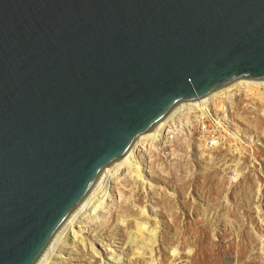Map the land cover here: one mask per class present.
<instances>
[{"label": "water", "instance_id": "1", "mask_svg": "<svg viewBox=\"0 0 264 264\" xmlns=\"http://www.w3.org/2000/svg\"><path fill=\"white\" fill-rule=\"evenodd\" d=\"M264 78V0H0V264H39L179 102Z\"/></svg>", "mask_w": 264, "mask_h": 264}, {"label": "rangeland", "instance_id": "2", "mask_svg": "<svg viewBox=\"0 0 264 264\" xmlns=\"http://www.w3.org/2000/svg\"><path fill=\"white\" fill-rule=\"evenodd\" d=\"M219 95L205 113L191 109L187 122L170 121L142 150V179L126 186L119 181L130 173L124 170L112 215L109 209L89 226L101 255L78 248L65 263L113 264L112 253L128 264L131 246L117 215L124 209L132 220L142 218L146 208L158 232L156 264H264V95L253 98L240 86Z\"/></svg>", "mask_w": 264, "mask_h": 264}, {"label": "bare ground", "instance_id": "3", "mask_svg": "<svg viewBox=\"0 0 264 264\" xmlns=\"http://www.w3.org/2000/svg\"><path fill=\"white\" fill-rule=\"evenodd\" d=\"M232 86H240L245 92H250L253 98L256 95L260 99L264 95V78L242 77L201 97L176 104L156 124L137 137L132 149L126 156L105 168V172L96 186L88 193L67 220V223L54 238L39 264H67L65 262L73 261L72 256H74L78 248H88L95 257H99L103 248L101 251L98 250L96 243L92 241L93 237L90 234L92 228H89V226L91 222L106 217L105 212L109 209L112 215V206L116 200L114 185H116V181L122 176L124 170H128L130 173L126 175L125 172L124 179H120L119 181L125 180L126 186L132 181L142 179V170L139 166L140 161L138 156L143 149H146L148 145H151L153 141L158 140L163 135L165 127H168V125L172 126L170 121L175 123L177 120L183 121L186 119L187 122V114H189L191 109L192 111L193 109H199L205 113L211 96L217 92L221 96V92L228 90ZM235 170V176H238L240 171ZM142 212V218H134L133 220L124 209H121L117 215L118 221L122 222L125 229H127L128 244L131 246V256L133 257L128 261V264H135L134 262L137 263L140 260H146L148 264L157 263L155 254V245L158 242L157 228L146 218L148 213L146 208H143ZM111 218L112 216L109 219L106 218L107 223L103 225L111 222ZM102 244L105 245L104 243ZM57 248L58 250L56 251ZM178 252V250H174L173 254L175 255ZM122 255L115 256V254L110 253L107 260L113 264H123L124 258Z\"/></svg>", "mask_w": 264, "mask_h": 264}, {"label": "built area", "instance_id": "4", "mask_svg": "<svg viewBox=\"0 0 264 264\" xmlns=\"http://www.w3.org/2000/svg\"><path fill=\"white\" fill-rule=\"evenodd\" d=\"M215 143H216V141H215V140H212V141H211V144H212V145H214Z\"/></svg>", "mask_w": 264, "mask_h": 264}]
</instances>
